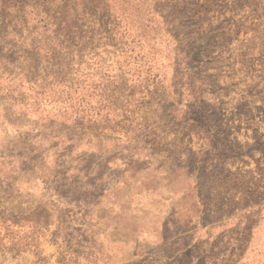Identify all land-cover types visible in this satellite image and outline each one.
I'll list each match as a JSON object with an SVG mask.
<instances>
[{"label": "rangeland", "instance_id": "obj_1", "mask_svg": "<svg viewBox=\"0 0 264 264\" xmlns=\"http://www.w3.org/2000/svg\"><path fill=\"white\" fill-rule=\"evenodd\" d=\"M0 264H264V0H0Z\"/></svg>", "mask_w": 264, "mask_h": 264}]
</instances>
